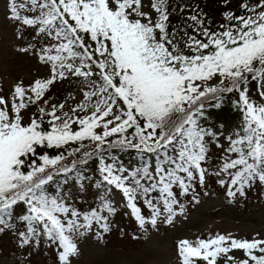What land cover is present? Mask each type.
<instances>
[{"label": "snow or ice", "instance_id": "1", "mask_svg": "<svg viewBox=\"0 0 264 264\" xmlns=\"http://www.w3.org/2000/svg\"><path fill=\"white\" fill-rule=\"evenodd\" d=\"M150 7L157 13L154 21L141 10V0H9L8 18L50 41L37 50L50 76L27 88L17 83L10 107L0 95V232L13 228L15 207L22 204L24 214L15 216L26 224L21 243L47 239L59 249V264H73L81 254L78 237L109 229L104 213L116 211L114 190L145 233L147 224L172 223L174 189L187 193L190 181L204 182L212 145L223 147L221 133L206 123V107L220 108L227 93L239 94L242 120L226 137L217 174L229 177V197L264 183V103L248 95L255 82L264 100V0L253 7L242 3L249 15L226 12L236 23L222 25L223 31L203 28L204 40L189 36L190 55L167 31L166 0H151ZM190 19L199 33L203 22L196 15ZM29 49L34 45L20 51ZM69 77L88 84L83 101L71 113L62 111L64 103L38 107L39 116L24 124L21 111ZM216 77L218 83L210 85ZM38 149L61 151L51 156ZM126 152L135 154V166L120 161L117 153ZM93 160L95 180L87 172ZM69 188L77 194L94 189L97 207L81 212ZM138 201L151 210L148 216ZM233 250L246 258L235 261L228 255ZM177 251L181 264H218L224 256L226 264H264V239L257 237L181 239Z\"/></svg>", "mask_w": 264, "mask_h": 264}, {"label": "rangeland", "instance_id": "2", "mask_svg": "<svg viewBox=\"0 0 264 264\" xmlns=\"http://www.w3.org/2000/svg\"><path fill=\"white\" fill-rule=\"evenodd\" d=\"M8 3L9 0H0V95L9 100L10 107V96L17 83H22L27 88L37 79L49 78L50 66L38 59L37 50L50 41L37 36L31 28L9 19ZM150 3L151 0H141V10L150 13L154 21L157 13L151 9ZM209 4L218 8L221 1L210 0ZM29 45H34L35 50L20 51ZM218 81L219 77H216L209 84L215 85ZM88 88L82 78H75L69 83L58 81L39 101L50 96L48 103L57 104L60 95L64 98L61 102L65 105L63 110L69 111L83 101V92ZM251 99L264 103L256 94ZM38 107V104L29 103L21 111L24 124L30 122L33 114L38 116ZM82 113L79 112V115ZM76 127L73 125V130ZM225 135L223 133L220 137L223 146L226 144ZM213 152L218 154L224 150L222 147L214 148ZM221 162L207 163V167L211 165V172L201 184L194 180L196 187L190 192L183 194L180 189L176 192L178 203L174 205V209L177 214L172 223H165L161 219L155 228L147 224L146 233L130 214L120 194L114 190L112 199L116 211L113 214L104 213L109 216V229H93L78 237L81 254L73 264H181L177 251V242L181 239L195 241L197 238L208 239L217 234H230L237 239H264V191L250 188L243 195L237 193L235 197H229V177L225 173L217 174ZM90 177L93 179V176ZM221 180L225 183L221 184ZM93 192L94 189L82 194L73 191L74 200L83 203L80 206L83 208L90 204L92 208L96 207L98 200ZM138 205L145 216L150 214L151 210L142 201H138ZM97 232L100 234L97 235ZM8 236L11 240L0 246V264H59V249L47 239L25 245L21 243L19 232L11 230ZM228 255L234 257L235 261L246 258L242 250H233ZM226 261V256L221 257L218 264H226ZM198 264L204 262L199 261ZM227 264H234V261H228Z\"/></svg>", "mask_w": 264, "mask_h": 264}, {"label": "trees", "instance_id": "3", "mask_svg": "<svg viewBox=\"0 0 264 264\" xmlns=\"http://www.w3.org/2000/svg\"><path fill=\"white\" fill-rule=\"evenodd\" d=\"M210 0H166V7L168 11V21H167V31L169 34L175 33L174 37V42L178 44V46L181 48V50L185 53L190 55V51L185 48V42L187 41L189 36H195L197 39L204 40V37L202 35V29L203 28H208L210 32H219L223 31L224 28H222V25H229V24H235L236 21L233 20H228L225 17V13L229 12L232 13L234 16H242V15H249V13L241 7V4H247L249 7H253L257 4L258 0H235V2H231V0H220L221 1V6L218 8H215L214 5L209 4ZM216 13V15H215ZM24 14V13H22ZM192 15H196L203 23L201 26V31L198 33L194 31V28L196 27L195 22H193L190 17ZM25 27V26H23ZM31 28L34 33L35 29L32 27H27ZM187 34V35H186ZM45 40V39H44ZM206 42V41H205ZM75 77H69L67 79L62 80L63 83H69L72 80H74ZM83 79V78H82ZM95 79V77H93ZM253 94H256L259 96L257 87L255 82H250L249 84V93L248 95L250 98H253ZM260 98V97H259ZM261 99V98H260ZM47 100L49 102L50 96L45 97L44 100L38 101L37 104L39 107H45L46 110H50L51 106L53 104L47 103L45 104L44 101ZM64 100L62 96L59 95L58 98V103L55 105H60V103ZM239 100V94L237 92L233 93H227L224 95L222 104L220 108H214V107H206V113H207V120L206 123L209 127L213 128V130L221 133H226L225 135V142L226 144L222 147V149H226L228 147V142L226 140V137L233 133V131L241 124L242 120V113L240 109L237 107V103ZM264 102V100H262ZM76 105H74L75 107ZM73 108V107H72ZM71 108V109H72ZM71 109L69 111H64V112H69L71 113ZM91 110V109H90ZM80 111H77L75 115L77 116H82L87 113H82L79 115ZM61 114V110H58L57 115ZM39 116V112H38ZM45 121H47L48 117L45 116ZM43 127L45 129L48 128V124L45 122L43 124ZM220 135V137H221ZM219 137V142L221 144V140ZM70 146H75V145H70ZM217 148L215 144L212 145L210 152H209V158L207 163L210 162H221L222 157L224 156V152L222 153H215L213 152V149ZM220 149V148H217ZM48 152L49 155L54 156L58 153L57 149H38V152ZM119 159L123 164L128 167V166H135L138 161L136 159V156L133 152H126V153H117ZM66 161V162H70ZM39 163V161H37ZM207 163L205 167L208 169L207 176L211 172V165L207 167ZM27 171V169H24ZM88 175L93 176V179L95 180L97 177L98 178V173H97V161L93 160L90 161L87 169ZM198 183H203L200 182L198 179H196ZM190 190L194 189L196 187V184L194 183V180L190 181ZM250 188H257V191H264V183L261 182H256L250 187H246L244 190V193L247 191V189ZM52 190V189H50ZM179 190V188L174 189L175 193ZM68 191H72L71 188L68 189ZM179 192V191H178ZM187 192V193H188ZM185 194V193H183ZM155 195V194H154ZM177 195V194H176ZM263 194H260L262 196ZM75 206L83 211H87L88 209L92 208V204L87 205L85 208L80 207L82 206L83 203H80L79 200H73L72 201ZM87 204V203H86ZM98 203L96 204L97 207ZM24 206L22 204H19L18 206L15 207L14 210V221H13V228L11 230L15 232L19 231H25L26 230V224L22 223L19 220L15 219V216L22 215L24 214ZM11 230H5L3 232H0V246L4 242H8L11 239H8V233L11 232ZM1 248V247H0Z\"/></svg>", "mask_w": 264, "mask_h": 264}]
</instances>
